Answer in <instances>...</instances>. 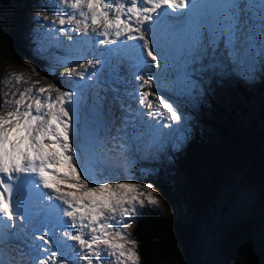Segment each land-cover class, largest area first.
Masks as SVG:
<instances>
[{
	"label": "snow or ice",
	"instance_id": "obj_1",
	"mask_svg": "<svg viewBox=\"0 0 264 264\" xmlns=\"http://www.w3.org/2000/svg\"><path fill=\"white\" fill-rule=\"evenodd\" d=\"M58 4L60 11L52 24H59L61 33L67 31L64 25L71 24L84 36L91 31L104 37L99 40L102 45L115 44L121 37L140 41L130 47L136 50V59L147 67H159L153 25L166 19L169 10L172 14L183 10L187 23L194 25L197 46L214 48L224 44L232 49V56L248 42L247 38L241 42V25L251 22L249 13L253 8L248 0H231L218 6L221 11L209 19L201 13L193 14L197 7L194 0H58ZM260 15L264 17V10ZM260 24L264 25V18ZM100 63L88 60L79 67ZM73 74L81 79L85 75L71 69L69 75ZM135 79L141 81L138 99L141 106L149 109L148 117H165L168 123L164 127L181 120L172 103L151 91L152 76L138 75ZM13 82L20 85L25 81L21 74L10 72L3 83L13 86ZM37 83L31 82L23 90L17 87L12 91L10 87L0 105L9 109L0 112V225L8 227V221L17 215L23 220L22 207L36 197V215H43L45 227L50 225L49 231L53 232L64 228V240L75 242L59 240L56 249L50 250L53 240L45 231L36 239L49 247L38 251L50 254L39 259L38 264H139L137 241L131 238L129 229L138 206L159 204L152 184L95 179L100 164L92 158L88 142L73 141L74 117L69 105L74 93L54 90L52 85L36 87ZM152 135L155 137V133ZM41 187L48 191H40ZM4 239L5 234L0 232V241ZM77 246L78 250L73 251ZM0 264L4 261L0 260Z\"/></svg>",
	"mask_w": 264,
	"mask_h": 264
},
{
	"label": "trees",
	"instance_id": "obj_2",
	"mask_svg": "<svg viewBox=\"0 0 264 264\" xmlns=\"http://www.w3.org/2000/svg\"><path fill=\"white\" fill-rule=\"evenodd\" d=\"M22 4L0 0V58H29L35 77L50 79L60 52L47 53L40 42L27 47L18 32ZM233 86L213 82L214 94L197 105L201 117L177 151L128 170H101L112 183L149 181L157 191L161 209L145 203L131 219L139 264H264V102L252 95L263 87L237 76ZM3 93L0 83V105ZM174 173L182 182L171 180Z\"/></svg>",
	"mask_w": 264,
	"mask_h": 264
},
{
	"label": "rangeland",
	"instance_id": "obj_3",
	"mask_svg": "<svg viewBox=\"0 0 264 264\" xmlns=\"http://www.w3.org/2000/svg\"><path fill=\"white\" fill-rule=\"evenodd\" d=\"M22 8L24 10L23 11L24 15L22 16L23 17L22 20L25 21L24 22L21 21L22 22L21 28L23 29H18V32L24 35L26 40L30 42L27 44L28 45L27 47L30 48L33 46L39 48L40 47L39 42H40L42 45L41 47L45 52L49 53L52 48H54L55 50L60 49L59 51L61 50L64 51L63 56H65L67 54L65 47L68 46V42L70 40L68 37L71 36L72 39H74L80 33L78 32V30L74 29L73 25L66 24L64 25V27L67 31L63 34L58 33L56 35L57 30H59L60 28V25L56 24L53 26L52 21L54 16L60 11L58 0H23ZM44 17H47V19H44ZM32 27L35 28L33 29ZM33 32H38L39 35L33 36L32 35ZM243 36L244 34L241 37L242 41H244L245 38ZM58 38H60V40L57 43V41L55 40H58ZM253 44H255V46H253ZM239 47L240 45L238 43L237 48ZM262 49H264V45H261L258 43V41H255L254 43L245 45V47L241 49L238 52V54L234 55L233 57L234 61L236 62L235 63L236 66H234L235 71L240 72L239 75L236 76L242 79V81H245L248 85L253 86L258 90H259L258 86L263 87V92L252 91V95H254L256 98L261 100V103L264 102V61L259 60L258 58H264V55H262ZM70 53L76 56L77 50L72 49L70 50ZM6 54H8L7 51ZM20 58H21L20 60H9V59L4 60L3 58H0V83L3 86L4 93L6 91H9L10 87L12 91H15L17 87L20 90H23L25 87H29L31 82H38L36 84V87H47L49 85H52L54 86V90L55 88H59L61 91H66L69 88L63 85L65 83V81L63 80L67 79L66 82L69 85L68 79H71L72 75H69L70 70L65 71V69L61 65L63 62L72 63L74 62V60L65 59L63 62H61V64L57 62L55 67V72L52 71L50 72L52 77L50 79L39 81V79H37L34 74L33 62L29 58H22V57ZM225 59L226 61L229 60L228 57H225ZM76 63L79 64L80 61H76ZM231 67L233 66H229V69L227 70L222 68V61L220 58H217L216 56H212V59L205 58L201 62L195 64L194 69L197 72H202L203 74H198L195 77L189 76V78L193 77L192 81H194V88L191 91L192 94L189 95L188 97L187 96L181 97L175 91L170 94L171 103L177 109L178 114L181 116V120L178 122H172L171 127H167L166 132L164 134L165 140L163 141V143L161 142L160 138L154 139V143L157 144V148L155 151L146 155L147 157L146 160L151 157L154 158L157 157L159 153L162 152L164 149L168 148L169 145H172L173 149L176 151L180 149V147L178 146L181 145V143H184L183 146L185 145L184 141H186L187 139V135H188L187 131L189 130L190 125L196 123L198 118L201 117L200 112L196 108L199 102L207 95L205 94L206 93L205 88L208 86L210 82L214 81V78L220 77L222 80L225 79L231 80L232 78H234L235 73L231 72ZM10 72L21 74L25 82L21 83L20 85H15L13 82V86H5L3 80L7 77V74ZM170 80L173 81L172 76H170ZM196 92H198L197 99L193 100V96ZM126 97L129 98L127 94ZM8 98H12V97H8ZM110 99L112 100V98ZM189 103L191 107L187 108ZM107 105H110V103H107ZM111 105H112L111 109H115L118 106V102L116 103L113 102ZM105 111L106 113H104L100 119L98 117L97 119L94 120L92 119L88 121L87 130H86V126L84 127L78 126L77 127L78 130L75 133V138L77 141H83V142L87 141L92 150L93 145L96 143V141L94 142V138H92L90 131H93V129L97 128L98 123L101 124L102 126L105 125L106 132L110 131L107 137L109 143L105 149L106 150L112 149V154L114 158L118 157V160L120 159V161L119 163L116 164L114 160H108V159L98 160V158H94L91 155L92 158H94L99 162L100 168H105L112 165L115 166V165L125 164V169L127 170L131 169L130 167L131 165L133 166L136 165V159L132 155L134 154V156L135 155L139 156L135 154L134 150H136V147L133 146L129 140L128 131L131 127V124L126 123V120L124 118H121L118 121L116 120V122H113L112 120H109L107 117V114L110 112V110L105 109ZM111 114L117 116L120 115L121 112L112 111ZM164 123L166 124L168 123L167 119H163L161 123H159V125ZM105 128L102 129L104 133H105ZM175 130L177 131L176 134H175ZM84 131H86L84 138H80L79 132H84ZM171 134H173V137L169 140V136ZM97 138H104V135L101 132H99L97 134ZM130 147H134L135 149L132 151ZM118 150L123 152L124 155L123 159L117 156ZM137 150L139 149L137 148ZM142 151L144 153H147L148 149ZM129 159L131 161L128 163ZM97 171L98 168L96 169V172ZM146 172H144L142 177L146 176L145 175ZM130 175L133 176V173H131ZM173 175H174L172 177L173 179L170 178L172 181H175L174 180L175 178L178 182H180V180L182 182V177L179 176L178 173H174ZM97 179L101 181L110 182L108 180L102 179L101 177ZM147 184H150L149 181H147ZM153 192L158 199L157 191L154 187H153ZM153 206L160 208L161 204L159 203L158 205H153ZM138 210H139V206L137 208V211ZM163 210L164 212L167 211V209L165 208H163ZM178 213L181 214V211H178ZM134 216L135 215H133L132 217ZM125 222H127V218L125 219Z\"/></svg>",
	"mask_w": 264,
	"mask_h": 264
},
{
	"label": "bare ground",
	"instance_id": "obj_4",
	"mask_svg": "<svg viewBox=\"0 0 264 264\" xmlns=\"http://www.w3.org/2000/svg\"><path fill=\"white\" fill-rule=\"evenodd\" d=\"M262 28H264V25H260V28H255V29H253V30H250L249 29V27H248V25H245L244 26V34H245V38H247V44H250V43H254L255 41H261V43H259V44H261V45H264V31H262ZM58 33H61L59 30H57V33H56V35L58 34ZM62 34V33H61ZM57 37V36H56ZM244 38V39H245ZM60 40V38H58V41ZM95 48H103V46L102 45H97V46H95ZM259 54V53H258ZM208 59H212V56H210ZM221 59V61H224V59H222V58H220ZM225 61H226V59H225ZM227 62V61H226ZM223 64L224 63H222V68H224L223 67ZM188 65H190V63L188 62ZM181 69H184V66H181ZM225 69V68H224ZM227 69H229V67L227 68ZM226 69V70H227ZM174 76H175V79H178V77H179V74L178 73H176V72H174ZM178 83H180V81L178 80L177 81V84ZM103 93H105V94H103V99H104V97H106L107 98V100H109L110 98H112V101L113 102H117L116 100H113V98H114V94H116V92H113L112 93V95L110 96V93H111V91L109 90V91H107V92H103ZM89 101H90V99H89ZM75 104V101H74V98H73V101H72V103H71V105H74ZM112 104V103H111ZM108 107H110V108H112L110 105H108ZM118 109V108H117ZM128 113V112H127ZM100 115V114H99ZM133 116V114H130V113H128V119L127 118H124V119H126V123H129V124H132L133 122L129 119V118H131ZM74 117V116H73ZM98 117H95V118H93V120L94 119H97ZM121 118H123L122 117V112H121ZM120 118V119H121ZM78 122H79V120H78ZM73 132L74 133H76V130H75V128L76 127H78V126H81V127H84V126H86V122H81V120H80V123H77V122H75V117H74V119H73ZM130 128H133V126H131ZM132 136H130V134H129V140H130V143L133 145V146H135L136 147V145L132 142V138H131ZM102 138H98V140L100 141ZM107 140H106V146L108 145V143H109V140H108V138H106ZM94 142H95V139H94ZM95 145V144H94ZM96 147H97V145H96ZM106 151V153L109 155V159L108 160H114L115 162H116V164H117V160H118V157L117 158H114V156H113V154H112V149L111 150H105ZM91 155L94 157V158H98V160H101L102 158L101 157H99V156H96L94 153H92L91 152ZM117 156H119V158H121V159H123L122 157H124V155H123V152L122 151H119L118 150V154H117ZM121 156V157H120ZM133 157H135V159H136V163H137V160H139V159H141V157H139V156H134V154L132 155ZM119 161H120V159H119ZM119 166H121L122 168L124 167L125 168V165H115V166H109V167H105V168H118ZM136 166V165H135ZM105 168H98V171L96 172V173H99V174H101V170H104ZM133 218V217H132ZM131 218V219H132ZM2 258H3V261L5 262L4 264H7V263H11V262H13V263H15V264H27L26 263V261L25 260H22V259H17V258H15V256H14V254L13 253H10L8 250H6L4 253H3V255H2Z\"/></svg>",
	"mask_w": 264,
	"mask_h": 264
}]
</instances>
